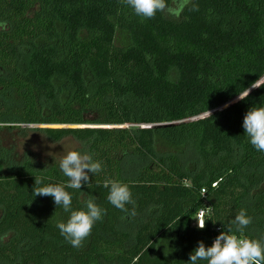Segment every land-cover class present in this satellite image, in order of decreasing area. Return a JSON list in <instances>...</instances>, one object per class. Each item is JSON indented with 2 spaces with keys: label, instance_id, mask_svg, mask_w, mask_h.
<instances>
[{
  "label": "trees",
  "instance_id": "1",
  "mask_svg": "<svg viewBox=\"0 0 264 264\" xmlns=\"http://www.w3.org/2000/svg\"><path fill=\"white\" fill-rule=\"evenodd\" d=\"M0 23V124L44 125L52 141L87 144L103 170L66 191L73 210L89 196L106 209L72 247L56 227L69 213L32 194L35 180L67 177L0 154V264H190L198 242L210 247L241 209L260 220L261 238L250 225L244 235L264 242V152L242 127L264 107V0H192L176 19H142L122 0H0ZM118 30L126 46L115 44ZM109 179L129 186L136 216L108 202ZM201 207H212L203 230ZM145 216L133 236L122 229Z\"/></svg>",
  "mask_w": 264,
  "mask_h": 264
},
{
  "label": "clouds",
  "instance_id": "2",
  "mask_svg": "<svg viewBox=\"0 0 264 264\" xmlns=\"http://www.w3.org/2000/svg\"><path fill=\"white\" fill-rule=\"evenodd\" d=\"M192 0H122L133 13L142 19H152L158 13L173 17H179L185 7ZM192 11H198L197 5L192 4ZM0 28H6V23H0ZM251 85L238 93L237 100L248 97L252 88L260 86ZM206 115L211 118V112ZM242 127L248 137L250 145L259 152H264V107H252L243 117ZM58 167L60 172L67 177L66 185L47 184L35 180L33 196L52 197L54 204L69 213L66 222L57 223L60 235L74 248L83 246L84 241L91 234L96 222L101 221L106 214V209L101 208L95 202V197L89 196L81 210L72 209V195L67 189L80 190L82 184L89 185V173L99 174L102 162L95 160L93 155L87 152L81 153L69 150L63 155ZM104 187L108 189L107 200L116 209L128 216H136V203L127 184L116 180H105ZM83 194V192H82ZM127 205H132L129 209ZM211 208L201 207L198 212L197 228L203 230L206 226L205 217L211 212ZM252 223V218L247 215L245 209H241L230 222L226 231H222L210 247L203 242L189 255L190 264H198V261H206L207 264H264V242L251 239L244 235V230Z\"/></svg>",
  "mask_w": 264,
  "mask_h": 264
},
{
  "label": "rangeland",
  "instance_id": "3",
  "mask_svg": "<svg viewBox=\"0 0 264 264\" xmlns=\"http://www.w3.org/2000/svg\"><path fill=\"white\" fill-rule=\"evenodd\" d=\"M170 19H176L170 15H166ZM124 32L118 30L115 38V44L118 46H126L128 40ZM61 91L60 93H63ZM63 96L62 94L60 95ZM60 98V97H59ZM137 127V124L124 125V127ZM47 126H24L14 123L0 124V154L5 155V158H10L11 163L21 165L25 160L30 161L34 164L37 170H46L51 167H56L59 170L58 162L60 158L65 155L69 150H76L81 153H88V145L84 142L78 141L72 136H66L59 141H52L49 139L42 128ZM53 128H68L70 126L55 125ZM72 127V126H71ZM82 127V126H79ZM88 127H97L95 125H88ZM104 128V127H102ZM111 128V127H105ZM155 150H164V145L157 144ZM183 168L185 170H191L196 165V159L189 148H186V152L181 156ZM136 163L130 167L135 168ZM137 167V165H136ZM11 168L8 165L3 167V171L6 174L11 172ZM61 173V172H60ZM83 198V196H82ZM147 221V216L138 218L136 224L128 222L122 226V229L129 232L131 236L137 230V227ZM260 220L256 219L250 224L251 231L258 237L261 238L260 234ZM7 241V237H0V244H4Z\"/></svg>",
  "mask_w": 264,
  "mask_h": 264
},
{
  "label": "built area",
  "instance_id": "4",
  "mask_svg": "<svg viewBox=\"0 0 264 264\" xmlns=\"http://www.w3.org/2000/svg\"><path fill=\"white\" fill-rule=\"evenodd\" d=\"M202 192V194L204 193V190H202L201 191ZM199 212V211H198ZM198 218V213L196 214V217H195V219H197ZM194 225L196 226L197 225V222H196V220H194Z\"/></svg>",
  "mask_w": 264,
  "mask_h": 264
}]
</instances>
